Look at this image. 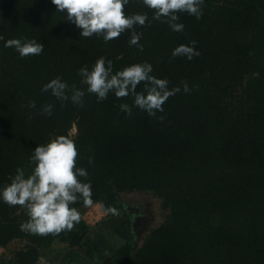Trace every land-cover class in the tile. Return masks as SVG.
<instances>
[{"label": "trees", "instance_id": "obj_1", "mask_svg": "<svg viewBox=\"0 0 264 264\" xmlns=\"http://www.w3.org/2000/svg\"><path fill=\"white\" fill-rule=\"evenodd\" d=\"M152 11L141 0L125 6L126 14L147 12L151 21L136 26L143 32L141 51L129 45L130 31L107 43L96 35L80 37L81 29L51 0H0L5 40L45 44L42 54L21 57L0 40V186L18 166L31 172L37 144L76 126L77 163L88 169L94 203L107 215L109 206L122 209L121 193L132 191L154 192L170 210L139 246L127 240L111 252L101 245L85 249L91 262L264 264V0H205L200 19L179 14L182 32L152 20ZM191 40L199 56L171 55ZM100 56L112 59L114 69L147 60L155 75L181 91L156 117L136 107L127 116L119 105H131V97L109 94L98 103L86 93L79 107L41 91L57 75L85 87L77 70ZM30 101L36 108L27 107ZM45 103L55 105L50 117L40 112ZM26 219L21 206L0 202V248L28 241L15 253L16 264H35L55 242L80 247L91 230L81 219L70 231L34 235L20 230Z\"/></svg>", "mask_w": 264, "mask_h": 264}, {"label": "clouds", "instance_id": "obj_2", "mask_svg": "<svg viewBox=\"0 0 264 264\" xmlns=\"http://www.w3.org/2000/svg\"><path fill=\"white\" fill-rule=\"evenodd\" d=\"M56 5V12L66 13V19L75 24L80 31V37H102L108 42L130 31L128 43L143 51L140 43L143 32L136 26L150 23L147 12L126 14L125 6L130 0H51ZM144 6L152 11V20H161L169 25L174 32H182L185 25L180 21V13L200 19L203 15L205 0H141ZM4 47L14 48L21 56H38L43 53L45 44L36 38L14 37L5 40ZM198 42L191 40L187 44H179L173 50V57L184 56L192 60L199 56L196 48ZM80 84H69L62 76L57 75L42 85V92H49L63 105L71 101L79 107L84 106L86 93L95 94L97 102L106 100L109 94L117 98L131 97V105L122 102L119 108L127 116H131L133 108H139L150 117L164 112V104L170 96L181 91L179 85L169 87L167 77L154 74V66L144 60L134 62L123 68L114 69V61L106 56H100L89 67L83 65L77 70ZM183 91H191L187 81H182ZM143 85L140 90L138 86ZM29 108H36V102L30 101ZM55 105L45 103L41 106V114L52 116ZM164 119L161 115L157 117ZM79 149L77 141L71 132L58 134L47 143L37 144L30 156L34 164L30 173L18 166L14 174L9 176V182L0 186V202L9 206L19 205L26 210L27 219L21 221V231L29 234L46 236L70 231L82 219L77 202L83 206H93V186L86 167L77 163ZM93 163V158H88ZM113 215L118 214L115 207L106 209Z\"/></svg>", "mask_w": 264, "mask_h": 264}, {"label": "rangeland", "instance_id": "obj_3", "mask_svg": "<svg viewBox=\"0 0 264 264\" xmlns=\"http://www.w3.org/2000/svg\"><path fill=\"white\" fill-rule=\"evenodd\" d=\"M70 132L75 135L77 127L73 126ZM121 203L122 209L116 215H107L100 203L79 207L82 219L91 227L85 241L80 247L55 242L50 248L41 250L35 264H95L86 256L85 249L101 245L106 252H111L127 240L139 246L149 231L164 222L170 213L169 208L163 206L162 198L154 192L121 193ZM27 245V240L15 239L1 247L0 264H16L15 253Z\"/></svg>", "mask_w": 264, "mask_h": 264}]
</instances>
